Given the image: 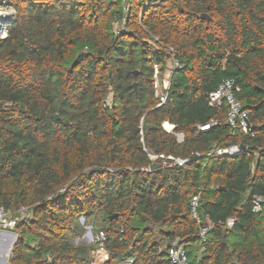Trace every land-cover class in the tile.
I'll use <instances>...</instances> for the list:
<instances>
[{"label":"trees","instance_id":"trees-1","mask_svg":"<svg viewBox=\"0 0 264 264\" xmlns=\"http://www.w3.org/2000/svg\"><path fill=\"white\" fill-rule=\"evenodd\" d=\"M0 5L15 12L0 40V208L30 214L10 264H91L98 244L73 242L85 226L105 236L103 264H170L175 238L188 264H264V215L251 211L264 197V0ZM169 60L179 68L157 109L154 68L160 82ZM226 80L253 136L232 131L225 103L208 105ZM234 145L246 151L208 156ZM147 153L187 163L149 170Z\"/></svg>","mask_w":264,"mask_h":264},{"label":"built area","instance_id":"built-area-1","mask_svg":"<svg viewBox=\"0 0 264 264\" xmlns=\"http://www.w3.org/2000/svg\"><path fill=\"white\" fill-rule=\"evenodd\" d=\"M125 2L126 0H122ZM14 9L11 6H3L0 5V14H3V17L0 18V40H4L8 36L10 23L12 22V17H14ZM125 32H127L125 30ZM179 68V64L174 60H169L168 63L165 66V72L162 80L159 82L156 79V76L158 75V67L155 66L154 72H155V81H154V88H155V96L158 99V104L156 105V108L161 107L165 100H166V91L169 87V77L171 75V72L175 69ZM226 104L228 107V112L226 115V122L230 126V128L233 130H239L240 132L247 134L251 133L250 136H253L254 133H252V124L249 122V115L250 112L243 110L241 103L236 100L234 97V84L230 80L223 81L221 85L218 87V89L208 95V105L211 108H220L223 104ZM216 125L215 122H211L209 124L205 125H199L198 129L200 131H206ZM168 129H166V127ZM163 129L174 135L176 137V140L178 143L183 142L184 135L181 132H175L174 126L169 124L168 122H164L162 124ZM246 151V150H244ZM240 150L239 146L234 145L226 149L218 150V149H212L208 156L211 155H217V156H236L240 152H244ZM149 156L150 161H158L161 166L164 168H180L183 165L187 163V160L175 158L170 155H154L151 153H147ZM150 170V169H149ZM191 213L192 216L199 220L198 217V207H199V198L193 197L191 200ZM251 211L258 215H264V197L260 196L258 194H254L251 197ZM30 217V214L28 213V209L26 207H20L16 212L11 213L9 211H6L2 208H0V231L11 233L8 231H14L17 224L26 221ZM235 220L230 219L227 222V227L233 226ZM210 225L205 226L200 230V252L204 251V244L206 242V235L208 231L210 230ZM105 240V236L102 232H99L96 234L92 241L98 244V249H103V243ZM105 251V250H104ZM106 253V252H105ZM167 256L169 259L170 264H188V256L186 254V250L184 245L180 242L179 238H175L171 243L170 247L167 252Z\"/></svg>","mask_w":264,"mask_h":264},{"label":"water","instance_id":"water-1","mask_svg":"<svg viewBox=\"0 0 264 264\" xmlns=\"http://www.w3.org/2000/svg\"><path fill=\"white\" fill-rule=\"evenodd\" d=\"M200 18L202 20H206V21L210 20V18L207 14H202L200 16ZM136 75H137V72H134L133 76L136 77ZM131 87H132L134 93H136V82H133ZM138 106H139V104H138ZM54 118L56 119L57 116H55ZM239 148L242 151L246 150V148L244 146H241V145L239 146ZM157 168H159V165L157 163H152L150 165L149 169L155 170ZM204 207L205 206L202 205V208H204ZM89 233H91V228H89ZM2 238L4 239V241L3 242L0 241V243L2 242V244L0 245V264H8L7 263V255H8L10 250L12 251V248L17 241V236H15V234H13V233H7V232L0 231V240Z\"/></svg>","mask_w":264,"mask_h":264},{"label":"rangeland","instance_id":"rangeland-1","mask_svg":"<svg viewBox=\"0 0 264 264\" xmlns=\"http://www.w3.org/2000/svg\"><path fill=\"white\" fill-rule=\"evenodd\" d=\"M13 18L14 17H12V19ZM10 26H11V23H10ZM9 29H10V27H9ZM166 129H168V128L166 127ZM79 221L81 223H84L83 218H80ZM89 228H91V227L85 226V234L80 239L75 238L73 242H75V243H78L79 241H82V242H85V243L92 242V239H93L94 235L92 233V230H91V233H89ZM8 232H11V233L15 234V236H17V233L15 231H8ZM10 255H11V250L9 251V253L7 255V263L8 264H10V262H9ZM107 256L108 255L105 253V251L103 249L99 248V249H97L96 251L93 252V255H92L93 262H91V264H103L106 261ZM123 264H130V262L123 263Z\"/></svg>","mask_w":264,"mask_h":264},{"label":"bare ground","instance_id":"bare-ground-1","mask_svg":"<svg viewBox=\"0 0 264 264\" xmlns=\"http://www.w3.org/2000/svg\"><path fill=\"white\" fill-rule=\"evenodd\" d=\"M3 17V14H0V18H2ZM167 127V126H166ZM0 241H4V239L2 238ZM2 242L0 243V245L2 244Z\"/></svg>","mask_w":264,"mask_h":264},{"label":"crops","instance_id":"crops-1","mask_svg":"<svg viewBox=\"0 0 264 264\" xmlns=\"http://www.w3.org/2000/svg\"><path fill=\"white\" fill-rule=\"evenodd\" d=\"M95 254V253H94ZM92 262H93V259H92Z\"/></svg>","mask_w":264,"mask_h":264}]
</instances>
